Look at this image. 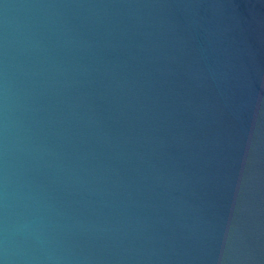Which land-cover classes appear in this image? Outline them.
Wrapping results in <instances>:
<instances>
[{
	"label": "water",
	"instance_id": "95a60500",
	"mask_svg": "<svg viewBox=\"0 0 264 264\" xmlns=\"http://www.w3.org/2000/svg\"><path fill=\"white\" fill-rule=\"evenodd\" d=\"M0 264H264V0H0Z\"/></svg>",
	"mask_w": 264,
	"mask_h": 264
}]
</instances>
